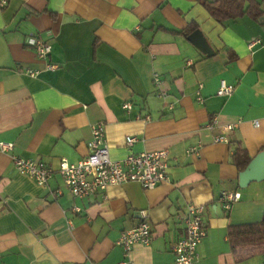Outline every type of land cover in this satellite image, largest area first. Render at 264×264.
<instances>
[{"label": "crops", "instance_id": "1", "mask_svg": "<svg viewBox=\"0 0 264 264\" xmlns=\"http://www.w3.org/2000/svg\"><path fill=\"white\" fill-rule=\"evenodd\" d=\"M200 1L9 0L0 10V141L14 145L0 152V264H117L116 241L142 220L153 239L132 248L130 263L174 264L177 217L188 204L204 207L196 264H264V253L237 263L226 239L229 226L259 222L264 211V0L257 21L224 23ZM192 23L212 56L157 30ZM41 32L52 36L45 61L23 46ZM221 81L233 87L230 95L217 96ZM95 123L104 125L112 160L167 151L168 181L73 199L57 173L39 186L14 170L13 156L54 168L62 159L79 162ZM227 125H234L227 143H214ZM195 146L199 155L188 154ZM238 147L250 158L244 171L233 163ZM222 192L239 195L229 210Z\"/></svg>", "mask_w": 264, "mask_h": 264}, {"label": "built area", "instance_id": "2", "mask_svg": "<svg viewBox=\"0 0 264 264\" xmlns=\"http://www.w3.org/2000/svg\"><path fill=\"white\" fill-rule=\"evenodd\" d=\"M9 0H0V10L7 7ZM50 33L41 32L24 38L23 46L32 50L39 60H47L51 53ZM257 43H249V50ZM58 66L47 64L46 69L55 70ZM30 77H36L38 72L27 71ZM158 83V77L155 76ZM233 87L224 81L220 82L217 91L218 97L230 95ZM165 96V94H163ZM198 102L202 98L198 96ZM122 108L130 111L132 106L125 102ZM172 109L173 105H169ZM136 121H149L150 117L136 115ZM257 126V123L254 124ZM102 123L90 126V139L87 143V155L77 163H68L62 159L57 168L41 160L12 158L14 170L39 186H47L54 173L61 179L64 188L73 199H89L96 196L105 198L109 188L122 186L127 183H136L144 190H151L169 179V154L167 151L129 153L121 160H112L109 156L107 140ZM234 125L221 126V135L214 138V143H227L225 134L231 132ZM134 138H126V145L131 146ZM14 145L0 141V152L12 150ZM199 146L188 149V154L199 155ZM219 200L225 210H229L233 203L239 200V195L233 192H222ZM73 213H80V208L74 207ZM204 207L188 204L178 215L177 221L181 226V237L175 241L170 251L174 257V264H196L198 261L197 249L206 237V225L203 219ZM153 239L150 226L144 221L129 230L123 231L115 245L122 251V259L117 264H131L130 253L135 245H149Z\"/></svg>", "mask_w": 264, "mask_h": 264}, {"label": "trees", "instance_id": "3", "mask_svg": "<svg viewBox=\"0 0 264 264\" xmlns=\"http://www.w3.org/2000/svg\"><path fill=\"white\" fill-rule=\"evenodd\" d=\"M199 4L205 9L210 17L218 23L235 21L241 17H248L257 21L262 11L258 0H201ZM163 31L174 36L187 38L189 34L197 30L196 24H189L185 29L175 32L164 28ZM235 57V56H234ZM234 57L230 56V60ZM233 163L239 171H244L250 158L245 150L238 147L233 156ZM264 175V166H263ZM227 243L231 254L237 263L243 262L254 255L264 253V211L259 222L229 226L226 235Z\"/></svg>", "mask_w": 264, "mask_h": 264}, {"label": "water", "instance_id": "4", "mask_svg": "<svg viewBox=\"0 0 264 264\" xmlns=\"http://www.w3.org/2000/svg\"><path fill=\"white\" fill-rule=\"evenodd\" d=\"M187 41L197 48L202 54L212 56L213 52L206 39L199 30H196L187 36Z\"/></svg>", "mask_w": 264, "mask_h": 264}]
</instances>
